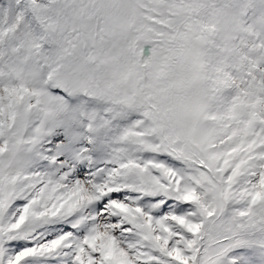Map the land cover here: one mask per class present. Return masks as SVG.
<instances>
[{"label": "snow or ice", "instance_id": "1", "mask_svg": "<svg viewBox=\"0 0 264 264\" xmlns=\"http://www.w3.org/2000/svg\"><path fill=\"white\" fill-rule=\"evenodd\" d=\"M0 264H264V0H0Z\"/></svg>", "mask_w": 264, "mask_h": 264}]
</instances>
